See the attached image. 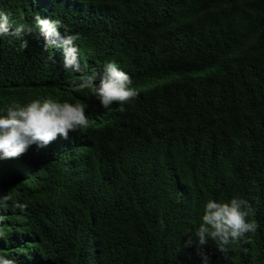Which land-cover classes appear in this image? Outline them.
Masks as SVG:
<instances>
[{
  "label": "trees",
  "instance_id": "16d2710c",
  "mask_svg": "<svg viewBox=\"0 0 264 264\" xmlns=\"http://www.w3.org/2000/svg\"><path fill=\"white\" fill-rule=\"evenodd\" d=\"M16 2L22 21L43 9ZM77 2L98 10L86 20L71 7L53 12L88 50L81 73L62 69L30 35L25 50L0 36V115L52 97L83 104L90 121L70 144L58 136L0 159V255L85 264L95 236L104 264H202L195 245L185 247L187 234L207 200L239 195L257 230L227 257L210 240L209 264H264V0ZM106 62L138 93L109 109L90 89L76 90L81 75L102 74ZM80 145L90 160L83 175L70 160Z\"/></svg>",
  "mask_w": 264,
  "mask_h": 264
},
{
  "label": "clouds",
  "instance_id": "9594fccd",
  "mask_svg": "<svg viewBox=\"0 0 264 264\" xmlns=\"http://www.w3.org/2000/svg\"><path fill=\"white\" fill-rule=\"evenodd\" d=\"M35 1L43 9L33 13L28 21H22L16 0H0V36L16 38L20 41V49L25 50L29 46L26 37L30 35L38 46L49 54L52 61L58 63L65 71L81 73L86 70L88 50L79 41V34L71 33L72 28L60 18H56L58 11L53 10L71 7L75 17L86 20L92 18L98 9L77 0ZM47 8H50L51 15L45 14L44 9ZM131 85L132 80L126 72L115 62H106L102 74L93 70L91 74L81 75L76 90L90 89L102 106L109 109L113 102L121 105L138 95ZM89 126L85 106L80 103L73 104L67 100L61 102L52 97L34 99L24 105L14 103L6 108L5 114L0 115V159L19 157L33 144L46 147L58 136L69 143L67 139L85 132ZM70 160L78 170V175L85 174L90 167L88 153L82 145L73 147ZM67 168L69 167L65 169ZM168 184L175 190L180 187L181 181L174 177ZM67 189L64 185L54 193L53 198L62 196ZM3 199L6 206L8 197ZM253 214L250 203L239 195L226 201L209 199L205 202L196 223L199 227L194 233L187 234L189 239L185 247L195 245L202 264H209L210 257L204 246L211 240L217 250L227 257L233 245L245 239L246 234L257 230V223L248 219ZM24 243H31V240H25ZM98 243L97 237L88 238L91 259L85 264H104L96 257ZM0 264L16 262L0 255Z\"/></svg>",
  "mask_w": 264,
  "mask_h": 264
},
{
  "label": "bare ground",
  "instance_id": "6f19581e",
  "mask_svg": "<svg viewBox=\"0 0 264 264\" xmlns=\"http://www.w3.org/2000/svg\"><path fill=\"white\" fill-rule=\"evenodd\" d=\"M52 211V210H51ZM52 212H54V211H52ZM74 222V221H73Z\"/></svg>",
  "mask_w": 264,
  "mask_h": 264
}]
</instances>
